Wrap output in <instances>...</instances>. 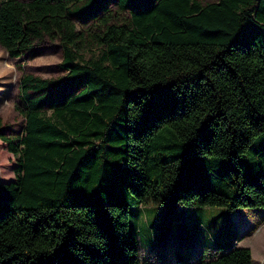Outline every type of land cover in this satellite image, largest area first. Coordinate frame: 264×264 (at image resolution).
<instances>
[{"label": "trees", "instance_id": "obj_1", "mask_svg": "<svg viewBox=\"0 0 264 264\" xmlns=\"http://www.w3.org/2000/svg\"><path fill=\"white\" fill-rule=\"evenodd\" d=\"M45 37L66 75L20 77L17 137L0 117L17 158L0 182V264H150L145 204L172 223L179 204L264 208V0H0L12 59ZM241 237L211 258L197 246L195 262L176 248L174 264H253Z\"/></svg>", "mask_w": 264, "mask_h": 264}, {"label": "rangeland", "instance_id": "obj_2", "mask_svg": "<svg viewBox=\"0 0 264 264\" xmlns=\"http://www.w3.org/2000/svg\"><path fill=\"white\" fill-rule=\"evenodd\" d=\"M216 1L202 0L203 3ZM75 21L79 30L95 32L100 29L95 19L84 21L77 18ZM99 51L97 47L93 48L86 53L85 59L97 57ZM62 59L60 41L50 37L36 41L30 51L17 59H12L0 45V117L8 137H17L24 127V118L17 109L20 104V77L28 73L42 78H62L66 75L60 65ZM16 165L17 158L8 151L7 143L0 140V182H9L15 178ZM126 200H130L127 195ZM180 208L184 210L180 212ZM163 210L162 205L145 204L143 216L137 223L139 255L143 261L150 264H174L175 249L178 248L188 262H195L196 256L193 255L197 246L200 248L198 250L203 246L208 247L204 249L210 258L223 254L227 250L228 238L234 235L237 227L242 236L238 245L252 250L253 264H264V208L227 210L224 207L198 208L179 204L173 223L171 218L163 216ZM136 220L132 215V230ZM198 224L201 227L194 237V229ZM218 243L222 246L217 247Z\"/></svg>", "mask_w": 264, "mask_h": 264}]
</instances>
